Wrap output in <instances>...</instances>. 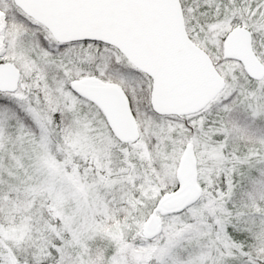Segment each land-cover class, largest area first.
<instances>
[{"label": "snow or ice", "instance_id": "obj_1", "mask_svg": "<svg viewBox=\"0 0 264 264\" xmlns=\"http://www.w3.org/2000/svg\"><path fill=\"white\" fill-rule=\"evenodd\" d=\"M0 264H264V0H0Z\"/></svg>", "mask_w": 264, "mask_h": 264}]
</instances>
